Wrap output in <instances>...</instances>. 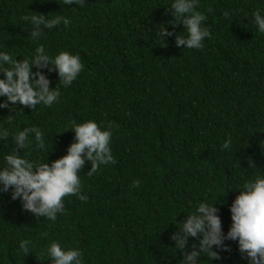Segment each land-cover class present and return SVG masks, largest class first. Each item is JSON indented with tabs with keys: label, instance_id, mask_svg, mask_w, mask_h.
Returning a JSON list of instances; mask_svg holds the SVG:
<instances>
[{
	"label": "trees",
	"instance_id": "obj_1",
	"mask_svg": "<svg viewBox=\"0 0 264 264\" xmlns=\"http://www.w3.org/2000/svg\"><path fill=\"white\" fill-rule=\"evenodd\" d=\"M170 2L0 0V49L20 59L41 43L49 55L78 53L83 64L67 86L55 70L42 69L49 87L60 90L52 105L0 108V125L45 133L47 153L29 145L20 154L50 163L73 140L74 131L64 128L93 119L111 126L114 156L91 176L85 161L78 175L88 199L66 195L55 220L0 193V264H49L46 248L53 240L80 248L84 264H180L182 254L170 239L179 231L175 221L186 219L197 201L221 193L216 206L226 232L229 204L239 191L233 188L264 175V33L252 17L264 10V0H199L210 32L200 48L177 46L174 35L162 43L159 28L173 19ZM36 11L58 12L70 24L44 29L35 41L21 17ZM179 31L186 29L177 23ZM13 147L11 135L0 139V165ZM26 237L28 253L19 249ZM196 240L189 237V250ZM225 243L219 259L202 256L200 264H247L236 241Z\"/></svg>",
	"mask_w": 264,
	"mask_h": 264
},
{
	"label": "clouds",
	"instance_id": "obj_2",
	"mask_svg": "<svg viewBox=\"0 0 264 264\" xmlns=\"http://www.w3.org/2000/svg\"><path fill=\"white\" fill-rule=\"evenodd\" d=\"M78 0H63L64 5L72 6ZM199 0H171L169 10L173 19L166 21L159 28V36L164 44L166 37L173 36L175 44L182 48H200L204 38L210 36L204 21L207 17L197 9ZM228 16V12L224 13ZM253 22L258 31L264 33V10L252 12ZM22 20L30 23V36L39 41L44 29L61 23L67 27L70 19L54 12L49 16L36 11L24 14ZM180 23L186 32H174L175 25ZM171 24L172 27H166ZM8 51L0 49V108L13 109L16 104L34 108L38 104L50 106L58 100L60 90L49 87V78L42 69L48 72L55 70L63 85H69L83 68L78 53L59 50L49 55L41 43H37L30 56L16 59ZM35 66V68H33ZM13 113V112H12ZM11 123V116H8ZM74 131L72 142L67 146L65 154L53 159L50 163L29 159L27 153L20 154L29 145L47 150L45 133L39 127H23L12 130L0 125V139L11 135L13 150L4 156V164L0 165V193L10 192V198L19 199L21 207L37 217L55 220L57 213L64 210L63 197L75 194L80 200L88 197L81 193V180L78 170L85 161L90 163L87 174L91 176L100 165L114 161L110 141L111 126L103 127L93 119L80 122L71 121ZM231 139H226L221 147L228 149ZM264 145V144H261ZM233 189L238 193L229 204L231 224L225 232L222 228L218 199L197 201L195 207L186 212V219L175 221L179 225L178 232L170 233L175 250H179L182 258L180 264H200L206 257L211 262L220 258L221 250H228L226 241H236L238 251L247 264H264V175H256L245 180ZM225 194V193H224ZM221 203L223 201H220ZM189 237L193 241L188 249ZM30 238L19 241V249L24 253L31 250ZM49 264H84L82 250L78 247L61 245L57 240L51 241L46 248Z\"/></svg>",
	"mask_w": 264,
	"mask_h": 264
}]
</instances>
